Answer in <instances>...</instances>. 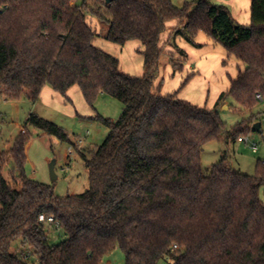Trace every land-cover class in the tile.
<instances>
[{
	"label": "trees",
	"instance_id": "16d2710c",
	"mask_svg": "<svg viewBox=\"0 0 264 264\" xmlns=\"http://www.w3.org/2000/svg\"><path fill=\"white\" fill-rule=\"evenodd\" d=\"M96 19L108 26L104 36ZM172 19L180 22L175 37L201 47L196 38L204 33L240 63L213 108L178 97L191 75L173 93L155 84L161 36ZM99 35L119 46L137 42L144 74L123 72L120 60L96 45ZM45 86L70 101L77 87L94 110L101 94L110 95L123 112L116 121L89 117L110 131L90 156L79 151L89 180L81 193L59 196L52 184L26 175L28 129L9 151L10 180L0 146V264H101L116 247L126 264H264V161L254 175L224 160L209 172L202 164L208 142L243 133L241 125L227 128L222 102L250 108L264 99V0H252L248 25L211 0H0V97L37 102ZM25 125L72 143L35 113ZM41 215L60 223L63 241L49 242Z\"/></svg>",
	"mask_w": 264,
	"mask_h": 264
},
{
	"label": "rangeland",
	"instance_id": "374dc122",
	"mask_svg": "<svg viewBox=\"0 0 264 264\" xmlns=\"http://www.w3.org/2000/svg\"><path fill=\"white\" fill-rule=\"evenodd\" d=\"M194 1L174 0V3H181L183 6ZM211 1L225 4L226 0ZM172 22L177 25L176 19L169 20L161 36L165 52L160 60V72L155 84L157 87L160 86L162 93H173L178 91L186 78L191 75L188 83L178 92V97L202 107L213 108L220 94L229 90L230 77H235L238 62L224 47L213 43L212 40L207 39L208 37H205L206 41L201 47L192 45L187 49L184 43L180 45L176 37L172 36V31L175 32V29L173 30L175 26L171 27ZM94 27L103 36L108 29L107 24L100 19H96ZM135 43V48L129 45L124 47L117 45L119 49L117 57L123 72L139 76L144 74L145 68L143 57L137 51L139 44L132 42L131 45ZM170 49L176 52L172 54ZM49 88L42 90L37 102L26 98L13 101L0 97V146L6 154L3 173L10 180L13 158L9 151L19 133L28 129L31 135L26 143V175L39 182L52 184L59 196L81 193L88 187L89 180L79 151L90 156L104 142L110 131L101 122L81 115L93 112L94 115L100 114L116 121L121 116L124 105L110 95L101 94L95 102L94 110L86 103L79 89L81 99L76 100L72 89L68 93L71 97L70 101ZM31 113L62 127L69 134L72 143L62 142L39 129L25 125ZM219 113L227 128L231 129L239 125L243 127L240 136L245 140L237 139L229 143L224 140L208 142L202 154L204 170L209 172L214 164L224 160L232 168L254 175L258 162L264 161V99L250 108L238 104L233 99L225 100L219 108ZM256 123L261 125L259 132L252 130ZM81 139L85 147H82ZM53 161H55L56 180L52 179L50 171ZM260 191L262 194L263 188ZM47 234L51 244H58L66 237L63 230L50 224H47ZM19 245L20 241L14 242L12 251ZM125 260V253L116 247L104 256L101 264H126Z\"/></svg>",
	"mask_w": 264,
	"mask_h": 264
},
{
	"label": "crops",
	"instance_id": "0c3cea01",
	"mask_svg": "<svg viewBox=\"0 0 264 264\" xmlns=\"http://www.w3.org/2000/svg\"><path fill=\"white\" fill-rule=\"evenodd\" d=\"M174 1V0H173ZM195 1H197V0H195ZM251 2H252V0H226L225 1V5H227L228 7H229V9L231 10V13H232V16L234 17V19L237 21V22H239L240 24H243V25H248V24H250L251 23ZM176 4V3H175ZM177 6H181L182 4L181 3H177L176 4ZM172 26H175L174 28H173V30L174 29H176V28H178L179 26H180V22L177 20V25H175V24H173V22H172V25H171V27ZM174 33V31H172V36L174 35L173 34ZM205 37H207L204 33H200L198 36H197V38H196V42L197 43H200V44H202L203 42H205L206 41V38ZM208 39V38H207ZM176 40H178L179 41V44L180 45H183V43H184V46L188 49V47H191L192 46V44H190V43H188L184 38H182L181 36H178V37H176ZM133 42V41H132ZM132 42H128L126 45H129L130 47H136V43L133 45H131V43ZM214 43V42H213ZM138 44V43H137ZM162 44V43H161ZM178 44V45H179ZM96 45L98 46V47H100L101 49H103V50H105L106 52H113V53H110V54H114V56H118V48H117V44H114V43H112V42H108V40H106L105 38H103V37H101L100 35L97 37V39H96ZM118 47H124V46H119L118 45ZM139 47V46H138ZM164 47V46H163ZM195 47V46H194ZM124 49V48H123ZM170 52H172V54L173 53H175L176 51L175 50H169ZM174 51V52H173ZM118 58V57H117ZM235 59V58H234ZM236 60V59H235ZM237 61V60H236ZM226 62V61H225ZM238 63L236 64L237 66L240 64L239 63V61H237ZM120 64H121V62H120ZM238 69V68H237ZM237 73H238V70H237ZM237 73L235 74V77L237 76ZM234 77V78H235ZM232 77H230V79H231ZM47 87H50V86H45L43 89H45V88H47ZM51 88V87H50ZM49 88V89H50ZM52 89V88H51ZM72 89H74V95L76 96V100L77 101H79L81 98H79L80 97V95H79V92H78V88L77 87H73ZM71 89V90H72ZM71 90L68 92V93H70L71 92ZM52 91V90H51ZM92 114H90V113H84V114H82L81 116L82 117H84V118H89V117H91V116H93L94 115V113L93 112H91ZM263 188V190H264V186L262 187ZM261 188V189H262ZM260 196H261V198H262V200H263V202H264V191H263V193L261 194V191H260Z\"/></svg>",
	"mask_w": 264,
	"mask_h": 264
},
{
	"label": "built area",
	"instance_id": "2783aa9c",
	"mask_svg": "<svg viewBox=\"0 0 264 264\" xmlns=\"http://www.w3.org/2000/svg\"><path fill=\"white\" fill-rule=\"evenodd\" d=\"M258 97H261V95H259ZM244 140H245V138H243V137L239 138V141H244ZM80 143H82V147L83 146L85 147L82 139L80 140ZM39 219H40V221H44V222L50 224L51 226H55L56 228H59V226H60V223L58 221H56L53 217H49L46 219V217L44 215H41ZM177 247H178L177 245H174V248H177Z\"/></svg>",
	"mask_w": 264,
	"mask_h": 264
},
{
	"label": "water",
	"instance_id": "95a60500",
	"mask_svg": "<svg viewBox=\"0 0 264 264\" xmlns=\"http://www.w3.org/2000/svg\"><path fill=\"white\" fill-rule=\"evenodd\" d=\"M113 0H105V2L107 4H110L112 3ZM253 131L255 132H259L261 130V125L260 123H256L254 124L253 128H252ZM50 171H51V177L53 180H56L57 179V175L55 173V161H53L50 165Z\"/></svg>",
	"mask_w": 264,
	"mask_h": 264
}]
</instances>
